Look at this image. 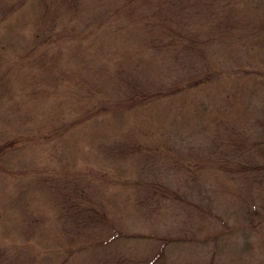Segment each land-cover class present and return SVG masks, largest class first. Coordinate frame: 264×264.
Wrapping results in <instances>:
<instances>
[{
  "label": "rangeland",
  "instance_id": "rangeland-1",
  "mask_svg": "<svg viewBox=\"0 0 264 264\" xmlns=\"http://www.w3.org/2000/svg\"><path fill=\"white\" fill-rule=\"evenodd\" d=\"M0 264H264V0H0Z\"/></svg>",
  "mask_w": 264,
  "mask_h": 264
}]
</instances>
